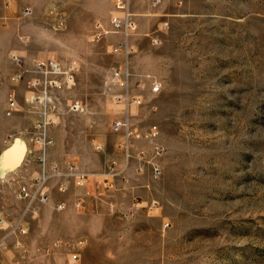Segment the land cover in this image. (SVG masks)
<instances>
[{"label": "rangeland", "instance_id": "1", "mask_svg": "<svg viewBox=\"0 0 264 264\" xmlns=\"http://www.w3.org/2000/svg\"><path fill=\"white\" fill-rule=\"evenodd\" d=\"M113 1L97 4L92 21L107 25ZM14 9L0 0V217L24 222L27 233L0 232V264H264V0H160L155 8L129 0L136 27L127 56L112 52L121 35L92 40L91 23L53 4L26 17ZM12 52L25 64L77 63L74 83L54 93L59 119L49 135L53 148L51 132L62 126L63 159L78 168L85 159L89 209L66 214L50 201L32 215L15 197L36 111L25 87L9 80L18 69ZM124 66L126 87L111 77ZM125 89L142 99L127 113L113 102ZM11 96L19 110L8 117ZM73 101L81 111L68 110ZM124 114L135 132L158 131L159 178L124 159L123 136L111 130ZM138 149L149 154L151 144L136 138L130 152ZM128 180L136 192L119 186Z\"/></svg>", "mask_w": 264, "mask_h": 264}, {"label": "built area", "instance_id": "2", "mask_svg": "<svg viewBox=\"0 0 264 264\" xmlns=\"http://www.w3.org/2000/svg\"><path fill=\"white\" fill-rule=\"evenodd\" d=\"M150 8H155L160 3V0H142ZM3 5L9 8L12 1L2 0ZM23 17L30 16L31 10L23 8L20 11ZM2 20L4 18L0 17ZM5 20V19H4ZM5 23V22H3ZM134 15L129 9V0H114L113 11L111 12L108 24L104 22H95L91 30V39L99 40L106 35H121L122 40L113 46V53H121L127 56L131 52V47L128 44V37L135 30ZM10 59L18 67L9 78L11 83H21L27 90L25 102L28 103L36 111V119L32 126V131L29 135V142L32 144L30 156L25 158L23 163L22 175L25 180L19 184L16 189V199L24 202L27 210L33 215L38 213V208L46 205L51 201V192L57 194H65L71 183L77 187H84L89 178V175L80 170L74 163H66L63 167L56 162H51L48 159V151L53 146V140L49 135L50 130L55 127L59 119L58 109L56 107V98L54 93L63 87H69L74 83V78L77 70V63L70 61L66 64H61L53 58L39 59L34 58L30 64H25L23 57L15 52L10 53ZM111 77L114 83L120 86H127L130 73L127 66L123 69L115 68L112 71ZM160 84L153 81L150 85L152 94L159 92ZM113 102L122 106L124 112L129 109L139 107L142 104V99L138 95H131L125 89L124 92L113 96ZM70 111H81L82 104L78 101H73L67 105ZM19 110L18 101L14 96H11L6 103L4 113L6 116H12ZM111 130L115 134L123 136V141L118 144L127 161L133 158L136 161V169L140 174L143 172L145 164L150 166L151 176L155 179L162 174V167L159 163V158L163 153V147L159 142V133L154 128H147L140 133L135 132L132 128L127 114L116 118L111 123ZM8 136V140H13ZM140 138L151 144L150 153L145 150L138 149L135 153H131L132 141ZM11 143V142H10ZM9 143V144H10ZM8 144V145H9ZM9 149V146H8ZM7 149V150H8ZM34 163L36 169L30 171V164ZM30 171V172H29ZM114 173L107 172L104 175L103 184L106 188H111L109 177ZM85 205V199L78 196L75 199L74 206L82 208ZM138 205V204H136ZM149 210L157 208L155 201L145 203ZM54 207L58 211L66 209V202L58 200L54 203ZM169 226L168 222L164 223V227ZM6 231L7 235L15 233L19 237L26 235L27 227L22 221H17L13 225L8 226L3 217H0V232ZM15 248L21 246L20 240H16L13 244Z\"/></svg>", "mask_w": 264, "mask_h": 264}, {"label": "crops", "instance_id": "3", "mask_svg": "<svg viewBox=\"0 0 264 264\" xmlns=\"http://www.w3.org/2000/svg\"><path fill=\"white\" fill-rule=\"evenodd\" d=\"M12 3L10 5V10L14 11V8H18L19 10L23 8H29L31 10V14L33 11H39L40 8L47 9V7L50 4L54 5V10L58 12L59 15H66L67 17H74L78 16L82 18L80 20L81 24H90L93 25L94 22L92 21L94 12L96 11V5H103L104 2H107V8L109 5H111L112 0H11ZM163 1V0H162ZM84 64H81V67H83ZM60 128H54L52 130V134L55 135L56 142L54 143V147L50 150V157L52 158V155H56L55 159H57V163L60 166H64L68 161L63 159L64 156V145H62L61 141L58 138V135L60 137L63 130ZM148 147V145H146ZM70 152V150H69ZM62 157V159H61ZM53 159V158H52ZM62 161H61V160ZM77 165L79 168L88 173L89 167L86 165L85 159L81 158L78 159ZM120 168V166H118ZM138 180V179H137ZM139 181V180H138ZM119 186L123 189L130 188L131 192H136L137 189L135 187V183L133 181L128 180V182H118ZM91 184H87L84 187H77L71 183V186L69 190L62 195L57 194L55 191L51 192V203L56 202L57 200H63L66 202V209H64L66 214H71L73 212H79L83 211L85 208L89 209L88 202L90 200V194H91ZM120 188V189H121ZM123 189V190H124ZM128 190V189H127ZM78 196H82L85 199V205L83 208H77L74 206L75 199Z\"/></svg>", "mask_w": 264, "mask_h": 264}]
</instances>
